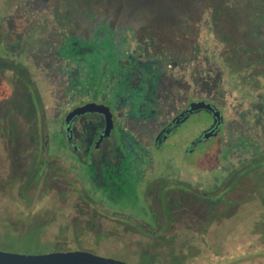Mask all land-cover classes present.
I'll list each match as a JSON object with an SVG mask.
<instances>
[{
    "label": "rangeland",
    "instance_id": "374dc122",
    "mask_svg": "<svg viewBox=\"0 0 264 264\" xmlns=\"http://www.w3.org/2000/svg\"><path fill=\"white\" fill-rule=\"evenodd\" d=\"M191 1L192 31L173 14L164 16L163 28L154 12L144 17L135 9L133 15H122L112 0H0V250H82L128 264H226V251L257 235L247 219L262 212L263 120L253 129L246 124L243 132L241 123H251L252 116L236 111L247 105L255 119L259 113L263 117L264 18L241 5L232 12L229 0ZM129 27L137 35L132 60L126 55ZM145 33L154 40L148 42ZM107 48H115L114 60L106 57ZM138 63H147L148 78L155 77L148 63L166 77L179 78L167 90L170 97L161 89L160 99L143 108L163 113L144 118L128 113L133 93L127 89L139 80L126 70ZM256 90L249 101L243 95ZM113 91L115 109L124 115L117 119V147L108 164L122 163L130 183L126 192H138L136 228L112 220L101 155H91L88 146L77 155L56 147L67 143L63 123L68 111L96 95L113 105ZM188 94L223 103L231 124L224 125L215 145L186 157L174 140L168 145L175 151L153 149L152 118L160 124L161 115L174 114L165 112L177 110ZM31 125L34 159L27 147ZM183 129L176 142L190 139Z\"/></svg>",
    "mask_w": 264,
    "mask_h": 264
},
{
    "label": "flooded vegetation",
    "instance_id": "af4514ba",
    "mask_svg": "<svg viewBox=\"0 0 264 264\" xmlns=\"http://www.w3.org/2000/svg\"><path fill=\"white\" fill-rule=\"evenodd\" d=\"M135 49L136 47L126 48V51L133 50L131 52L127 51V54H126V51H123L124 49L122 50L124 54L127 55V60H132L131 56L136 51ZM114 50L115 48H112L111 50L107 48L106 57H110V60H114L112 59ZM91 59H93V57ZM138 64L136 65L138 68L131 67V68H127L126 70V75L131 74L130 76L132 78L137 77V79L139 80V81H136L134 79L132 81L134 83L133 88L131 89V86H130V89L129 88L127 89V90H130L129 93H133L132 98L130 97L133 103V108H132V111L130 110V112L128 113H136V115L140 116L139 118H142V117L144 118L147 115V113L148 114L151 113L150 115H152V113H163V111H160V109L154 111L152 109L147 110L143 108L145 106L150 105L151 103H154V102L156 103L157 100L160 99L159 95L162 94L161 89L163 90L164 93H167L166 95L167 97H170L172 94L169 95L167 90L170 88L169 87L170 84L173 82L172 85H174V83L177 82L179 78L166 77L167 72L166 73L165 71L161 72L157 68V66H155L152 63H148V64H150L151 67L154 69L155 77L148 78V73L145 67L147 63H143V64L138 63ZM172 64H175V65L172 66ZM175 66H176V63H171L170 67H174V69H176L177 66L176 67ZM123 74H125V70ZM157 75H158V78H157ZM244 90L245 89H243L242 91ZM162 95L161 97H163ZM243 95L249 101V99H251L252 97L256 98L257 93L254 95L253 91H247V93L243 92ZM111 96L113 98L112 100L115 103L113 105H109L105 103L102 99L98 98L97 95L94 97V99H90L82 103L81 105H78V106H82L83 104L93 102V103L106 105L109 108L110 112L112 113V117H113V128H112L111 134L108 137L102 139L99 142V144H97V142L99 141V138L101 137L104 131L105 121H104L103 115L98 114L96 112L78 115L72 119L69 125L66 126L65 125L66 116L72 109L75 108L74 107L70 111L67 112L65 119H64V123H63V131L65 134L67 143H65L64 145H58L56 147L58 148L63 147L68 151H72L76 153L77 155L78 153L83 152L84 146H88L89 151L88 150L87 151L89 153L91 152V155H95V156L101 155L100 161L102 162V164H107V166H105L103 169H104V172L106 171V177H107L106 183L108 184V190L110 193L109 198H111V202H110L111 208L110 209H112L111 211V215L113 216L112 220L114 222H118L120 226L136 228L138 227V224H137L138 219L135 216L138 214V212L136 211H139V208L136 206L137 203L135 202V200L137 199L138 192H135L134 188H133L134 192H126V190L129 191L130 183H128L127 180L125 179L124 174L126 170H125V167H123L124 165H122V163L119 165H115V164L109 165L108 164L110 155L112 154L114 150H116L115 147H117V144L115 143V140H114L115 132L117 131V128H118L117 119H122V116L124 115L122 112H120V110L115 109L116 105H118L116 102V97H118V95H116L115 91L112 92ZM139 97H141L140 103L137 105L135 104L134 100L135 98H139ZM126 98H129V95L126 96ZM240 99L243 100V97L241 96ZM200 101L209 103L213 107L214 111L206 110V109H195L192 111H188L191 103L200 102ZM246 106L247 105H243L240 108L243 110L245 109L246 112L245 111L242 112L240 110L236 111V113H245L243 115L250 114V116H252L251 123H244V122L241 123L243 132L244 130H247L248 125L246 126V124H249V125L251 124L250 125L251 129H253L257 125V121H256L257 118L255 119L254 117L255 113H252V111H249V109L246 110L247 108ZM223 107H224L223 103L221 102L217 103V100L215 99H207L204 97L194 98V96L191 97L188 94L186 99H184L182 105L177 106V110L165 112V113H174V114L168 115L166 117L161 115L160 124L154 121L156 120L157 117L154 116L152 118L148 116L149 118L153 119V123L155 124V127H156L155 133L151 137V141H150L151 147L153 149L160 150V151H163L165 149H171L172 151H175V148L179 146L178 149L179 151L184 152L183 153L184 157L193 154L195 151H199L201 149H208L212 147L221 139L222 129L224 125L228 122V120H230L228 116L229 112H227ZM215 112L220 113L219 120L217 119V121H216V117L214 116ZM32 116H34V114ZM227 124H231V123H227ZM196 125L200 128L195 132ZM67 127L70 128L69 132L66 131ZM84 127H86L85 133H83ZM181 129L183 130L187 129L186 131H188V133L190 132V139L185 142H178V141L176 142L175 138H177V136L180 134L179 132ZM74 130H77L76 134ZM241 135H243L242 132H241ZM77 137L80 138L79 139L80 141L77 140L78 139ZM110 140H114V141L111 143V146L108 147L105 144L107 141H110ZM171 140H174L176 147L175 146L173 147V145H168V142ZM28 141L29 142H28L27 147L30 149V157L34 159L36 145L34 143V134H33L32 125L30 127V132L28 134ZM46 148H47V142L43 146L40 147V151L44 152ZM106 148L107 150L104 151ZM102 174H103V171H102ZM135 181L136 179H134L133 181V187H135L134 185ZM156 194L157 196L159 195L158 193ZM162 194H164V192ZM162 202L163 201L161 199V203ZM132 211H134V213ZM174 215H177V213H174ZM163 227H166V225L158 226L157 230Z\"/></svg>",
    "mask_w": 264,
    "mask_h": 264
},
{
    "label": "trees",
    "instance_id": "16d2710c",
    "mask_svg": "<svg viewBox=\"0 0 264 264\" xmlns=\"http://www.w3.org/2000/svg\"><path fill=\"white\" fill-rule=\"evenodd\" d=\"M112 1H113L114 7L117 10L121 11L122 15L123 13H130V12H131L130 14H132L136 10L144 11L145 13V15H143L144 17L146 16L148 17L155 13L156 19L159 22V26L162 28L164 24L166 23L164 22V16L168 14L169 15L173 14V20L176 22L178 21V18L186 20L184 22L187 24V26L189 25L191 26V31H192V26L196 27V24L192 25V22L190 21V19H192V15H191L192 8L195 7V5L193 4V1L191 0L189 1L188 0H177L176 2H173V3H170V1H167V0H160V2L156 0L158 1L156 3H150L151 0H131V3H130V0H112ZM229 1L230 2L226 5L228 9H231V11L234 13H236L235 12L236 10L234 9L237 6L241 5V6H245L244 9L247 8L248 10H250V7H251V11L254 8V13L257 14L254 16L256 18L258 16L259 17L258 19H260L261 21L264 18V0H229ZM241 1L242 3L239 4ZM188 7L189 8L191 7V9H188ZM183 8H185V11H181V9ZM170 10H174V11L171 12ZM254 20L255 19L253 17L249 18V21L252 26H254L255 24ZM120 29H117V32L118 31L120 32ZM132 30L134 29L133 28L130 29V32L132 33V37L130 38H126L127 36L124 37L126 38L125 42H129L128 45L130 47L137 45V42L135 41L137 38V35L134 34ZM157 31H161V30L158 29ZM145 34L147 35L145 39L148 42L154 40L153 35L151 34L149 35L148 33H145ZM261 190L263 191V194L258 199V202H259L258 206H260V208L262 209V212L256 213V214L253 213L252 215H250L251 219L249 220L247 219V222H251L253 225L251 232L257 233V235L255 237L254 236L247 237L246 241L244 242V245L242 244L240 246L238 243L235 244L234 246L235 248L231 252L226 251V257H228L227 255L230 256L226 264H264V188H262ZM246 200H247L246 202H250L252 198H246ZM254 200H257V199H254ZM259 223L261 227L260 229H258L257 226L254 227L255 225ZM212 252L216 254V249L212 248Z\"/></svg>",
    "mask_w": 264,
    "mask_h": 264
},
{
    "label": "water",
    "instance_id": "95a60500",
    "mask_svg": "<svg viewBox=\"0 0 264 264\" xmlns=\"http://www.w3.org/2000/svg\"><path fill=\"white\" fill-rule=\"evenodd\" d=\"M175 64H172L174 66ZM195 109H206L214 111L213 107L204 101L193 102L190 104L188 111ZM103 115L105 121L104 131L99 138V142L111 134L113 128V117L106 105L89 102L82 106L72 109L66 116L65 125H69L72 119L78 115L85 113H93ZM220 113L215 112L214 116L219 120ZM67 127L66 131L69 132ZM0 264H128L125 261L115 259L113 257H104L91 252L82 250L56 251L40 254H26L7 252L0 250Z\"/></svg>",
    "mask_w": 264,
    "mask_h": 264
},
{
    "label": "crops",
    "instance_id": "0c3cea01",
    "mask_svg": "<svg viewBox=\"0 0 264 264\" xmlns=\"http://www.w3.org/2000/svg\"><path fill=\"white\" fill-rule=\"evenodd\" d=\"M256 93H257V90H256ZM257 95H258V93H257ZM259 96H260L261 102L264 101V92L263 91L260 92V95ZM259 115H260V113H259ZM259 115H258L256 121H257V124H258L259 121L261 123V120H263V124H262L263 125V128L262 129L264 130V113H263V117H261V118L259 117Z\"/></svg>",
    "mask_w": 264,
    "mask_h": 264
}]
</instances>
